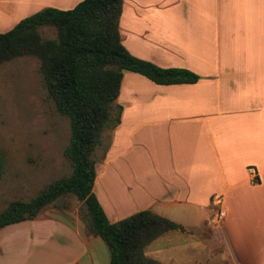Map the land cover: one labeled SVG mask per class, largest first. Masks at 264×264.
I'll use <instances>...</instances> for the list:
<instances>
[{
	"label": "crops",
	"instance_id": "crops-1",
	"mask_svg": "<svg viewBox=\"0 0 264 264\" xmlns=\"http://www.w3.org/2000/svg\"><path fill=\"white\" fill-rule=\"evenodd\" d=\"M80 1L0 0V33ZM119 31L133 56L200 79L162 86L124 73L93 187L108 220L150 210L183 228L172 232L202 229L226 264H264V0H124ZM109 262L79 222L37 216L0 229V264Z\"/></svg>",
	"mask_w": 264,
	"mask_h": 264
},
{
	"label": "trees",
	"instance_id": "trees-1",
	"mask_svg": "<svg viewBox=\"0 0 264 264\" xmlns=\"http://www.w3.org/2000/svg\"><path fill=\"white\" fill-rule=\"evenodd\" d=\"M123 1L83 0L66 11L48 7L0 33V66L23 57L40 61L48 96L69 121L64 156L72 168L70 176L49 184L31 200L10 202L0 212V229L34 220L56 200L72 195L90 218L89 232L107 246L109 264H163L146 256V248L183 228L150 210L111 223L93 192L97 176L93 155L102 133L120 124L122 107L117 99L125 72L162 86L195 84L200 77L187 69L161 68L133 56L120 37ZM41 27L54 28L56 38L43 39ZM5 163L0 151V177Z\"/></svg>",
	"mask_w": 264,
	"mask_h": 264
},
{
	"label": "rangeland",
	"instance_id": "rangeland-1",
	"mask_svg": "<svg viewBox=\"0 0 264 264\" xmlns=\"http://www.w3.org/2000/svg\"><path fill=\"white\" fill-rule=\"evenodd\" d=\"M39 33L43 39L57 36L52 27H41ZM131 50L145 56L139 46ZM39 67L40 61L33 57L18 58L0 66V151L6 158L0 177V212L14 200H31L40 190L72 172L64 156L70 138L69 121L57 112L49 98ZM111 131L102 133L101 144L94 152L96 170L102 169L107 135ZM94 194L102 198L101 183ZM117 213L121 218L124 216V212ZM38 217L79 222L89 232L90 218L84 205L72 195L56 200ZM188 230L193 235L182 232L163 235L146 248L145 255L163 264H226L218 241L205 238L202 229L192 225ZM96 241L108 251L100 238L96 237Z\"/></svg>",
	"mask_w": 264,
	"mask_h": 264
},
{
	"label": "built area",
	"instance_id": "built-area-1",
	"mask_svg": "<svg viewBox=\"0 0 264 264\" xmlns=\"http://www.w3.org/2000/svg\"><path fill=\"white\" fill-rule=\"evenodd\" d=\"M248 174L252 178V183H258L256 171L253 168H248Z\"/></svg>",
	"mask_w": 264,
	"mask_h": 264
}]
</instances>
